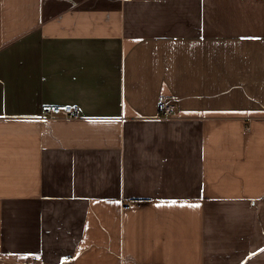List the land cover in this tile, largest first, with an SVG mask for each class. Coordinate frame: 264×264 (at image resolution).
I'll return each instance as SVG.
<instances>
[{
  "label": "crops",
  "instance_id": "obj_1",
  "mask_svg": "<svg viewBox=\"0 0 264 264\" xmlns=\"http://www.w3.org/2000/svg\"><path fill=\"white\" fill-rule=\"evenodd\" d=\"M0 264H264V0H0Z\"/></svg>",
  "mask_w": 264,
  "mask_h": 264
},
{
  "label": "built area",
  "instance_id": "obj_2",
  "mask_svg": "<svg viewBox=\"0 0 264 264\" xmlns=\"http://www.w3.org/2000/svg\"><path fill=\"white\" fill-rule=\"evenodd\" d=\"M159 109L161 111V117L172 118L175 117V105L168 102L166 98H162L159 101ZM80 117V110L78 105H57L45 107L38 116L41 120H53L57 118L61 119H77ZM125 207H130V204H125Z\"/></svg>",
  "mask_w": 264,
  "mask_h": 264
},
{
  "label": "snow or ice",
  "instance_id": "obj_3",
  "mask_svg": "<svg viewBox=\"0 0 264 264\" xmlns=\"http://www.w3.org/2000/svg\"><path fill=\"white\" fill-rule=\"evenodd\" d=\"M173 204H175L176 202L175 201H172ZM193 207H198V205H191Z\"/></svg>",
  "mask_w": 264,
  "mask_h": 264
}]
</instances>
